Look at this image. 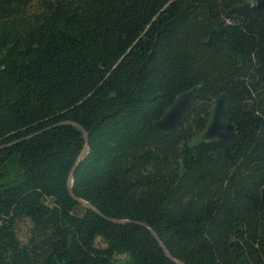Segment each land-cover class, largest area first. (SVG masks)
Wrapping results in <instances>:
<instances>
[{
	"label": "trees",
	"instance_id": "trees-1",
	"mask_svg": "<svg viewBox=\"0 0 264 264\" xmlns=\"http://www.w3.org/2000/svg\"><path fill=\"white\" fill-rule=\"evenodd\" d=\"M240 2L0 0V264H264V16ZM221 93L233 136L191 143Z\"/></svg>",
	"mask_w": 264,
	"mask_h": 264
},
{
	"label": "water",
	"instance_id": "water-1",
	"mask_svg": "<svg viewBox=\"0 0 264 264\" xmlns=\"http://www.w3.org/2000/svg\"><path fill=\"white\" fill-rule=\"evenodd\" d=\"M232 11L249 16H264V0H241L233 6ZM199 86L178 94L171 104L164 110L162 116L153 122L154 129L163 134L170 135L175 132L184 121L186 110L196 99ZM226 95L221 93L213 100L210 108V117L205 128L191 139V143L224 141L234 134V126L222 119Z\"/></svg>",
	"mask_w": 264,
	"mask_h": 264
},
{
	"label": "rangeland",
	"instance_id": "rangeland-1",
	"mask_svg": "<svg viewBox=\"0 0 264 264\" xmlns=\"http://www.w3.org/2000/svg\"><path fill=\"white\" fill-rule=\"evenodd\" d=\"M17 229H18V236L23 240L27 234H28V230H29V223L26 220L23 221H19L18 225H17ZM116 259H118V263L124 261L126 259V257L123 254L117 255Z\"/></svg>",
	"mask_w": 264,
	"mask_h": 264
}]
</instances>
